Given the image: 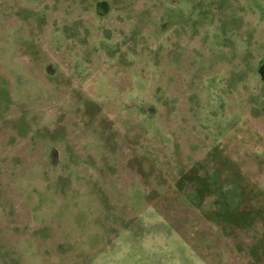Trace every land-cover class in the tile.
Masks as SVG:
<instances>
[{
  "label": "rangeland",
  "instance_id": "obj_1",
  "mask_svg": "<svg viewBox=\"0 0 264 264\" xmlns=\"http://www.w3.org/2000/svg\"><path fill=\"white\" fill-rule=\"evenodd\" d=\"M0 264H264V0H0Z\"/></svg>",
  "mask_w": 264,
  "mask_h": 264
}]
</instances>
